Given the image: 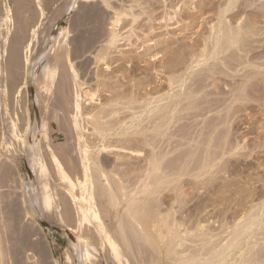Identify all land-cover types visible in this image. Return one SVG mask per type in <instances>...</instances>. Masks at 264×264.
Returning <instances> with one entry per match:
<instances>
[{"label":"rangeland","instance_id":"rangeland-1","mask_svg":"<svg viewBox=\"0 0 264 264\" xmlns=\"http://www.w3.org/2000/svg\"><path fill=\"white\" fill-rule=\"evenodd\" d=\"M110 1H111V4L115 6L116 8L106 7L108 8L106 10L107 12L110 11L109 12L110 16L113 15L114 18L110 17L109 19L112 18L111 21L114 23L113 24L114 29L121 36L118 34V38L116 39L114 45L110 47L111 49L110 48L108 49L112 52H110V54L107 55L108 57H105L104 60L102 59L101 61L100 60L98 61L96 59V56H98L99 52L105 48L104 47L105 42L102 41L101 37H100L101 40L99 37H95L97 34H96V31H94L97 27L99 28L100 25H101L100 28L105 26L102 19H98V20L95 19L93 21L94 23L100 22L98 24L95 23L98 25V26L96 25L97 27L95 28H93L94 23H91L92 21L91 22L87 21V23L86 22L80 23L82 25L84 24L87 25L89 23V26L87 25L83 27L84 28L88 27L89 29L87 28V30H90L94 34H96L94 36L93 33L90 32L92 34L90 35L92 38L93 36L95 39L97 38V40H95L96 42L93 39H91L93 41L90 40V42H93L96 45L95 46L92 44V47L94 46V48L91 47L90 49L92 55L90 53H87V54H90V58L89 57L87 58L85 55L84 56L81 55V52L79 51V48H78L79 46L71 47V44L72 46L73 44L74 45L80 44L79 41H77V39L80 40L79 36L81 37L84 35L82 33H85V31L82 30L84 28L80 26V24L79 26L82 28L79 29V26L77 25L79 22L78 21L74 22V20H77V18H75L77 17L76 15L78 13L83 14L82 12H84V10L85 12H87V14L94 13L95 10L89 12L91 9L92 3L95 4L97 2H101L100 0H93V2L92 1L86 2L84 0L83 1L78 0L77 1L78 5L76 4L65 15L63 14L62 16H60L59 17L60 20L59 18L57 20L55 19L56 22H54L55 24L53 23L54 24L53 28L55 31L52 32V34L57 35V33L63 31L62 34L63 36H65L66 42H68L69 40L70 46H68L67 48L68 61L70 62L71 67H73V71L74 72L76 71L75 73L77 75L79 74L78 77H80L81 75H82L81 77H88V76L90 77H99V76L100 77H113V80H115L114 79L115 77H117V79H119L120 77L122 82L119 88H121V90L125 89L126 94L128 93V91H131L128 89L129 88L132 89L133 82L138 83L137 86H139L138 88L140 89L139 90V93H140L139 100L141 104L143 103L142 110L150 102L151 103L148 106H151V105L155 106L156 104L158 105L162 104V102L165 100L166 101L167 100L171 101V99L174 100L173 99L175 97L174 95H177V97H179V95L185 96V97L182 96V98L184 97L183 98L184 101H182V99L179 97V100L181 99L182 101V103L179 104L181 106L177 105L176 110H175L176 112L175 111L172 112L174 116L175 115L179 116V113L181 112L180 116L179 117L175 116L176 119L173 118L172 120L173 123H171L172 129H173V131L171 130L173 134L171 137H173L172 142H174L173 145L175 149L174 155H176V157L178 158V159L175 158L174 160L175 165L173 166L174 167L173 173H172L173 175L171 174L172 176H170V179L168 180V182L163 181L162 183L161 181L160 184H157V188L159 189L160 192L158 191L159 193H157V190H156V193H152L151 195L153 197L150 196L151 193H147V192L140 193L139 195L140 199L145 198L146 200L147 196H150L149 199H147L148 201L143 200L144 202H146V203L144 202L143 203H144V206L146 205L147 207L154 208L153 210H149L150 208L147 209L145 207L144 209H147L148 211L147 210L142 211L143 209V207H141L142 202H139L140 204H138L140 205V207L137 206L136 208L134 206L135 212L137 209L139 214L141 215L143 214L142 215L143 218L144 217L147 218L146 219L147 221H150L149 218L151 217H153L151 218V221L155 219V217H160V218L164 216L169 217V215H172V213L174 212L173 215L171 216L172 219H168L169 221L172 220L171 225H170L171 227L169 226V230L166 229L167 227H163L164 225L161 224L162 222L159 223V226H161L160 227L161 230H164V236L166 237V242L165 241L160 242V240L162 239L165 240V238H161L164 236H161V237L159 236L161 239L157 237L154 240H149V241L144 240L147 242H145L144 244V241H142V244L146 245V247L149 248V249L147 248L149 251L150 249H152L151 251L152 253L149 252L150 255L153 254L154 246H157L155 247V249L159 248V249H156V252H155V255H157V257L152 255V257H156L155 259L161 260L159 263H155V262L152 263V261L150 260V258L152 257L147 252L148 250L146 251V253L149 256L148 259L149 261H151V263L148 262L149 264H176V262L180 263L181 260H183V258L186 255L187 257H185V259L191 255L192 251L197 248L195 246L200 245L201 241L198 242L197 236L195 237L196 241L194 240L195 238H193L192 236L196 234V232L198 233L199 231H200L199 233H203V231H201L202 229L196 230L197 229L196 223L199 221V218L203 222L201 223L207 227V228L205 227L203 228L206 230H210V231L204 232L206 238L213 237L212 240L211 238L209 239L212 242H214L217 239L219 240V238L221 237L220 238L221 241L219 240L216 243L220 242L223 244L222 239H224L223 241L225 242L226 240L229 239L228 237L231 238L232 236L230 235V233L232 234L231 230L234 231V229H236L237 227H240V225H243L244 223H247V222L249 223V221L251 222L250 225H252L253 224L252 222L255 221L254 220L255 213H257L258 210L259 212L257 214H261L262 211L264 213V210H263L264 208L263 207L264 206V63H263L264 48H262L264 47V29H263L264 28V18H263L264 16L261 12H258V11H262L261 9H263L264 11V0H245L244 1L246 4V7H245L246 9L244 8L245 11L242 10V13L240 12V15L235 17L236 20L242 21L244 20L245 16L247 17V15L250 16L251 14L253 13L255 14L257 12H258L257 14L259 15V16L257 15L259 18V22L257 23L258 21L257 19L256 21L257 26L256 25L255 26L256 27L259 26L258 28H260L259 32L257 33H259L258 37H261L262 41L260 39H259L260 41L259 40L258 42L256 41L257 43L255 42L254 46L252 45L251 50H245V52L241 50L242 53H239L241 51L238 52L241 55L243 53L245 55L248 53L246 56L244 55L246 58L243 55L241 57L242 59L244 58L245 61L248 60L247 64L245 62V64L243 63V65L235 64L234 66H228L227 64L225 65L221 62H218V64H213L214 67L211 66L212 63L209 61L206 62V66H204L205 62L204 63L201 62L202 57L200 56L199 53L201 52L200 49L203 50V46H200L199 44L201 43L200 40L202 41V37L209 34L208 31H210L209 30L210 28L208 27H210V25H214L215 22L216 23L218 22V18L214 10L216 11L217 9H219V7L221 8L224 7L225 4L229 0H205L204 8L205 7L206 8L205 9L203 8L204 10L202 11L199 9L202 6V4L200 6L201 0H123V1L122 0H110ZM239 1L240 0H238L237 3ZM116 2L118 4H116ZM4 3L5 5L6 4L7 5L5 6ZM167 3H170V4H167ZM0 4H3V5H0V8L3 6L0 9V16H1L0 17V21H1L0 22L1 24V27H0L1 36L0 37H2L7 32V30L9 31L8 33L12 32L14 21L12 18L13 15L11 13H13L14 10H13V4L10 0H6V1L0 0ZM34 5L35 4H30V6H27V5L26 6L28 8L30 7V9L32 10L30 11L32 13L31 15L34 17V21H36L38 19V15H36L37 7L36 5L35 6ZM83 5L84 6L88 5V6L84 7ZM27 7H25V9H27ZM27 11L29 10L27 9ZM27 11L25 12V14L29 13ZM50 11L47 8H46V11L44 9V13L47 12L44 16L49 15V13L51 15V13L53 12H50ZM114 11H116V14L119 12L118 14L120 16L115 15ZM211 12L212 13L214 12L215 14L214 13L211 14ZM49 16H46V17H49ZM5 17L6 19L9 20V21H6V23L3 22L6 20ZM71 17H73L74 19L73 18L71 19ZM113 19H115L116 21H114ZM190 19L194 20V23H193L194 25L193 24L189 25ZM72 22L74 23L72 24ZM90 23L92 24V26L90 25ZM10 24L12 26L9 28ZM5 26H7L8 29H6ZM76 26H78V28ZM111 26L109 24V26L107 27H111ZM75 27L78 31H75L76 30ZM35 29H37V25H35ZM87 30L85 34L88 33ZM76 32L77 33L80 32L81 34L79 33L77 34ZM90 33H88L87 36L86 35L85 36L90 37L89 36ZM73 36L75 39L72 38ZM25 42H27V40L23 42V46H24L23 55L24 56L22 57V66L24 63L25 64L22 69H25L27 67L29 69L32 59L29 61L26 59L28 56H26L25 58L26 48H28L27 46L28 43L25 44ZM70 47L73 51L70 50ZM74 48H77L76 49L77 51ZM189 49H192V50H189ZM96 51L98 52V54ZM188 51L189 52L194 51L196 53L198 52V55L196 56V58L193 57L194 61L191 59L192 63H191V60H188L185 58ZM71 52L72 53L75 52V55L72 54ZM184 53H185V56H182L184 55ZM252 53H253V56H252ZM79 54L81 57L79 56ZM109 55L113 59H111ZM248 55H250V58H248L249 57ZM74 56H76L77 58H75ZM178 56H180L181 58L180 57L178 58ZM199 56H200V59H198ZM259 56H263L262 58L263 61L261 60ZM183 57L185 58L184 61L182 60L184 59ZM69 58L71 61L69 60ZM118 58H121V59H118ZM178 60H180L181 62H179ZM198 60H201V61L197 62ZM175 61L177 62V64ZM218 65H221V66H218ZM200 67L202 70L200 69ZM215 67L218 68L217 70H221V71L224 69L223 72L225 73L223 74L217 73V70H214ZM232 68L234 72L232 71ZM243 68H246V69H243ZM232 72L236 74L234 75L235 77L230 76ZM248 72H251V73H248ZM2 74L3 73L1 72L0 75L2 76ZM15 77H18L17 88L14 90L13 95H12L13 97L11 99L12 101L14 100L15 103L17 102L16 105L15 103L13 104L16 107L17 106L18 107L16 108L11 103L8 104L7 106V113L9 114V119H12V122L15 125H10L12 124V122L9 121L7 125V129H6L5 127L6 125L2 127V124H0V138H1L0 142L2 143L1 147L4 150H6L5 145L3 144V136L5 133H7V135L9 134V136H11L12 139L19 140L18 138H20V141H18L20 146L22 144V141L28 138L29 134L27 132H28V129L30 128L29 123L31 121V118L33 119L34 117L35 107H36L35 99L37 98L34 94L36 91V88H34L35 85L33 84L31 77L28 78L27 76H23V75H16ZM170 81H172V83ZM92 84H93V87L91 86L90 90L95 92V90L97 89L95 92L96 99H94V101L92 102L89 101L90 103H88V106H86L88 108L87 112H91L94 109L96 110V108H99L102 105V103H105L106 101V99L104 100V97H107L108 95V93L102 92L100 90L101 86L99 85L98 87L97 86L98 83L95 84V82L93 81ZM17 89H19L18 92H17ZM177 97H175V99H177ZM159 99H162V100H159ZM172 102H175V101H172ZM12 113H14L15 115H12ZM19 114L21 116H19ZM55 128H56V125H55ZM3 129H5V131H3ZM16 134H17V138H16ZM52 134L53 136L56 135L57 131L56 130L53 131ZM88 135H90L89 136L90 138L88 140H91L90 142L92 143L95 142V144H97L96 140H92L93 137H91L92 136L91 134H87V133L85 134L86 137ZM182 135L184 136V138H182L183 137ZM207 139L208 140L210 139V140L207 141ZM27 140L24 141V148L19 146L20 148L16 154L17 156L14 161L10 157H8V159L5 160L6 162L4 163L7 164V165L5 164L6 167L8 166L10 167V168L8 167L7 169H9V171L11 170L10 174L7 169L5 173L7 172L9 175H6L7 173L5 174L3 172L2 168L4 167L3 166L4 164H1L3 163L2 162L3 160H1L0 158L1 160L0 168L3 166L0 170V172L2 171L0 174V177L2 180H3V177L4 178L6 177L7 182H9V180L11 181L10 183L5 184L2 180H0V189L3 188L1 189V192H3V195H2L3 197L0 196L1 197L0 198V203H1L0 204V223L6 222V221L7 222L10 221L11 223L12 221V224H11L12 226L16 224V222H14L13 220L15 219V221H17V224L14 227H12L13 228L12 234L14 232L15 235L13 236L11 234L10 235L6 234V236L5 234L3 235L2 247L4 246L3 249L4 251L6 249V251L4 252V259L2 258L0 262L4 264H70L69 261L70 259H72L71 256L74 255L73 245H75V247L77 248L76 246L77 239L73 237L70 231V228L71 227L74 228V225L64 226L65 223L61 224L62 222H60L58 219L56 220V218L54 217H49L47 214L45 215V212L41 213L42 212L41 208H39L35 203L30 202L29 200L31 198V195L33 194L31 191H33L35 187L37 188L36 184L38 185L39 179L37 177L35 179L34 172H29L33 170L30 169V165L28 163V156L25 155L27 154L26 150H27L28 143H25L27 142ZM60 140H62L61 136H59L58 140L55 139V143H58V141L61 142ZM118 143H120L121 145L119 146ZM200 143H203L204 145L203 144L201 145ZM195 144H196V147H195ZM108 145L110 146L111 150L107 149L104 151L105 153L99 152V156L101 155V153L102 155L106 154L107 156H111L112 158L114 157V159L117 156L116 158H121L122 161L121 160H116V161L118 162L124 161L125 163L134 162V163L139 164L141 166V169H144L147 166L146 158L149 153L148 146H142V147L140 146L138 149L141 152L140 153L141 155L137 156L136 151H133L135 149L129 148L128 150V148H125V147L121 148L123 145L118 140H115L114 142L111 141L110 144L108 143ZM196 148L201 151H197ZM93 151L96 153L97 151L96 147H93L91 152ZM214 152L216 154H214ZM195 153L199 155L198 156L196 154L195 156L196 158L193 156L195 155ZM211 153H213V155ZM190 156H193V157H190ZM9 160L15 163L10 162L11 164L8 165ZM123 167H124V164H120V168H123ZM138 169L140 170V168ZM2 173H4V175L6 176H3ZM10 175H12L11 179L9 178L8 180V177H10ZM12 177L13 178L16 177V179L14 178L15 180L14 182L16 183H13ZM4 181H6V179H4ZM39 184L41 186L40 182ZM4 185L7 186L6 189ZM11 185L13 186V188H9V187H12ZM31 185H34L32 186V188L34 187L33 190H29V189H32L30 188ZM45 185H47V183ZM7 188H9L8 189L9 192L7 191ZM22 188L26 190L28 189L29 190V191L27 190L28 193L26 190H23ZM23 191H25L28 195H30V192H31V195L30 196H27V194L24 195L25 192ZM4 193H5V196L7 194L6 197L4 196ZM14 193L15 195H12ZM1 194L2 193H0V195ZM119 194L121 196V193ZM141 194L142 195L144 194V196H142ZM153 194L155 196L156 195L158 196L154 197ZM58 195L59 193H57V196ZM60 195L58 197L60 199L59 203L62 202L61 201L62 195L61 196ZM25 196L28 197V198L26 197L28 200H26ZM151 198H155V199L151 200ZM8 200L11 202H9ZM154 200L156 204L154 203ZM150 201H153V203H151V206H150ZM123 203H121L118 206L119 209L124 208V205H122ZM147 203L149 205H147ZM152 204L153 205L155 204V207H153ZM167 208L170 211L172 210L171 211L172 213H169L168 212L169 210ZM157 209H159L162 213L159 212V210L157 211ZM111 210L113 211V209ZM155 210L157 211V213ZM140 211H142L143 213ZM123 212H124V209H123ZM138 212L136 216H138ZM144 212H146L145 216H144ZM251 212H253L254 215L253 214L250 215ZM146 214H148L149 217ZM249 216L251 218L248 220L247 218H249ZM11 217L13 218V220L11 219ZM138 217L142 218L141 216H138ZM173 217H175L174 218L175 220L173 219ZM145 218H144V221L142 222L146 221ZM4 219L6 221H4ZM182 220L187 222L186 225L189 226V232L191 233V236H190V233L188 236H186V234L184 233V230L182 232L181 228H184V227H181L182 225L179 227V223ZM140 221L141 220H139V223ZM240 221H242V223ZM173 222H175L174 225L172 224ZM256 224H255L256 226L253 224L252 226L253 228L250 227L248 230L250 232H248V234H245V237L248 235L246 237V239L248 240V244L252 246V248H253V245L255 247L252 249L250 248V246H248L250 248L248 249L249 252L252 250H253L252 253L254 252L253 255L250 252L253 258H251L252 260L250 259L251 262L250 261L248 262H250L249 264H264V227H263L264 223L263 225L262 224L260 225V223L258 225V223L256 222ZM16 226L18 227L16 228ZM175 226L176 227L178 226L181 229L180 232L184 233V235L181 233L183 237L184 236L189 237V238L192 237L191 239L194 240V241L193 240L184 241L186 239L185 237L184 239L181 240V242L184 241L183 243L186 245L185 247L187 249L184 248V245H182L183 243L180 244V241L179 243L178 241H176L178 238L175 240H172V238H170V233L172 232L170 230L174 228L172 230L175 232V228H176ZM14 229H17V231L16 230L14 231ZM165 230H166V233H165ZM259 231H261L262 233ZM211 233H213V236L211 235ZM254 234L256 235L254 236ZM9 238H12V239H9ZM14 240H15V243H14ZM167 240H169L170 243L168 241V244H166ZM178 240H180V238ZM148 242H149V245H147ZM152 242L153 244L155 242L158 244L155 243L154 246H151ZM164 243L168 246H166ZM173 243L175 244L176 247L174 246ZM169 245L171 247L174 246V248H177V251L175 252L174 250H171L170 249L171 247H169ZM174 248L172 247V249ZM144 249H146L145 246L143 247L142 250ZM167 249L168 251H166ZM172 252L173 253L175 252L176 254L174 255ZM177 252H179L182 255L178 254ZM185 252H187L186 255H185ZM188 253H189V256H188ZM136 254H138V256ZM147 254H144L145 255L144 256L143 252L138 250L136 253L133 252L132 254H129V255L131 256L133 255L135 257L134 258L135 262L137 261L136 263H134L133 262L134 259H132L133 264H143L145 263L143 261H146V260L148 261V259H145L147 257L146 256ZM177 255H180V258ZM131 256H129V264H132L130 262L132 258ZM182 256L183 258L181 259ZM174 258H175V261L173 260L172 262V259ZM155 259L153 258L152 260H155Z\"/></svg>","mask_w":264,"mask_h":264},{"label":"bare ground","instance_id":"bare-ground-1","mask_svg":"<svg viewBox=\"0 0 264 264\" xmlns=\"http://www.w3.org/2000/svg\"><path fill=\"white\" fill-rule=\"evenodd\" d=\"M10 1L13 4V10H14L13 13H11L13 15L12 18L14 21L13 22V29H12V32H10V33H8L9 31L7 30V32L5 34L3 33L4 35L2 37H0V73L1 72L3 73L2 76L0 75V124H2V127L6 125L5 127L7 129L8 122L9 121L12 122V119H9V114L7 113V106L10 103L11 104L15 103V101L14 100L12 101V99H11L13 97L12 95H13L14 90L17 88L18 77H15V76L16 75H23V76H27L28 78L31 77V80H32L33 84L35 85L34 88H36V91L34 94H35L37 99H35L36 107H35L34 117H33V119L31 118L30 123L28 122L30 125V128L28 129V132H27L29 134V135L27 134L28 140L26 139L27 142H25V143H28L27 150H26L27 154H25V155L28 156V163L30 165V169L33 170V171H29V172L35 173L34 174L35 179H36V177L39 179L41 186H40L39 182L37 181L38 185L36 184L37 188L35 187V189H34L35 191H34L33 190L34 187L32 188V186H34L35 184L31 185L30 188H32V189H29V190H33L34 192L31 191L33 193L32 195L30 192L31 198L29 197L30 198L29 200H30V202L35 203L39 208H41V210H42V212L40 210L41 213L45 212V215L47 214L49 217H54V218H56V220L58 219L60 222H62L61 224L65 223L64 226L74 225V228L71 227L70 231H71V234L73 235V237L75 239H77V241H76L77 242V244H76L77 248L75 247V245H73V249H74L73 254L74 255L71 254L73 256H71L72 259H70V261H69L70 264H129V256H131L129 254H132L133 252L136 253L138 250L142 251L143 255L147 254L146 251L149 248L146 247V245H144L145 242H147L144 240L149 241V240H154L159 236L160 237L164 236V230H161V228H160L161 226H159L160 222H162L161 224L164 225L163 227H167L166 229H168V230H169V226L171 225L172 220L169 221L168 219H172L171 216L174 213V212L173 213L171 212L172 210L170 211L167 208L169 210L168 212L172 213V215H169L170 218L168 216H167L168 218L165 216L161 217V218L155 217V219H153L151 221V218H153V217H151V218H149L150 221H147L146 220L147 218L144 217L146 221L142 222V221H144V218L142 217L143 214L142 215L139 214L137 209L135 212V207L136 208H137V206L140 207V205H138V204H140L139 202L143 203L144 202L143 200H145V198H143V199L139 198L140 193H142V192L151 193L150 196L152 195V193H156V190H157V193H159L160 191L157 188V184H160L161 181H162V183H163V181L168 182V180L170 179V176L173 175L172 174L173 168H174L173 166L175 165L174 160L177 157H176V155H174L175 149H174V145H173L174 142H172L173 137H171L173 135L172 134L173 129H172L171 123H173L172 120L177 115L174 116V114H172V112L176 110L177 105L181 104L182 101H184L183 98L185 96L182 95V96H184L182 98V96L179 95V97L182 99V101H181V99L179 100V97H177V95H174L175 97H177V99H175L174 96H173L174 100H172L169 97L171 99V101L165 100V101H163L165 103L162 102V104H159V105L156 104L155 106H152V105L148 106L151 103V102L150 103L148 102L149 104L148 105L146 104L147 108L145 107L142 110V108H143L142 104L143 103L141 104V102L139 100V98H140L139 97V94H140L139 90L140 89L138 88L139 86H137L138 83L133 82L132 89H130V88L128 89L131 91H128V93L126 94L125 89L121 90V88H119L121 85V82H122L120 77H119V79H117V77H115L114 78L115 80H113V77H100V76L99 77H90V76L81 77L82 76L81 74H80L81 76L78 77L79 74L77 75L75 73L76 71L75 72L73 71V67H71L70 62L68 61L67 48H68V46H70L69 40H68V42H66L65 36H63V34H62L63 31H61V30H59L61 32L58 31L59 33H57V35L52 34V32L55 31L53 28V25L55 24L54 22H56V20L60 16H62L63 14L65 15L71 8H73L77 4L78 0H10ZM84 1H86V2L92 1L93 2V0H84ZM100 1L102 3L97 2L95 4L92 3V6L90 5L91 9L89 12L95 10L94 13H88L87 14V12H85V10H84V12H82L83 14L78 13L76 15L77 17L74 16L75 18H77V20H74V22L75 21L79 22L78 24L76 23L78 26L80 23H85V22L87 23V21L88 22L92 21L91 23H94L93 21L95 19L96 20L102 19V21L104 22L105 26L102 24L104 27L100 28V26H101L100 25L99 26L100 29L97 27L98 26L97 24L100 22H95L97 24L94 23L93 28H95V27H97V28L95 30L94 29L93 30L96 31L97 35L94 34L92 31L87 30L88 27L87 28L83 27V26H87V25L89 26V23L87 25L80 24V26H82L84 28L82 30H84L85 33H86V30L88 33L92 32L94 36L96 35L95 37H99V38L101 37L102 41L105 42V46H104L105 48L103 50H101L99 52V54L96 51L98 54V56H96V59L98 61L99 60L101 61L102 59L104 60V58L108 57L107 55L110 54V52H112L108 49L112 45H114L116 39L118 38V34H119L114 29V25H113L114 23L111 21L112 18L109 19L110 17H113V15L110 16V13H109L110 11L107 12V10H106V9H108L106 7L114 8L115 6H113L111 4L110 0H100ZM237 1L238 0H229L228 2L226 1L227 3L225 4L224 7H222V8L219 7V9L216 10L217 12L214 10V12L217 15L218 22L217 23L215 22L216 24L214 23V25H210V27H208V28H210L209 29L210 31H208L209 34L207 33L208 35L202 37V41L200 40L201 43L199 45L203 46V50L200 49L201 52L199 53L200 56L202 57V61L198 60L197 62H200V61L202 63L205 62L204 66H206L207 61L212 63L211 66H213V64H218V62H221L225 65L227 64L228 66H234L235 64H242L243 65V63L245 64V62L247 64L248 60L245 61L244 58L243 59L241 58L242 55L244 56L245 54L243 53L241 55L239 53H242L241 50H243L244 52H245V50H251L252 45L254 46V43L256 41L258 42L259 39L261 40V37H258L259 33H257V32H259L260 28H258L259 26L256 27L257 26L256 21L258 19L257 23L259 22V18H258L259 15L257 13L261 12L264 16V11H263V9H261L262 11H258L255 14L253 13L250 16L247 15V17L245 16L244 20L241 19L242 21H238L235 19V17L240 15V12L242 13V10L245 11L246 4L244 2L245 0H240L238 3H237ZM94 2H96V1H94ZM117 2H116V4H118ZM98 3H100V4H98ZM30 4H35L37 7L36 10H37L38 14L35 12L36 10L34 11L36 13V15H38V19L36 21H34V17L31 15L32 13L30 11H32V10L30 9V7L29 8L27 7V6H30ZM167 4H170V3H167ZM201 4H202V6H201ZM204 4H205V0H201L200 1L201 8H199L201 11L206 8V7L204 8ZM0 5H3V4H0ZM4 5H5V3H4ZM100 5H102L103 7ZM86 6H88V5H86ZM86 6H84V7H86ZM10 7H12V6H10ZM25 7H27V9L29 11H27V9H25ZM213 7H215V6H213ZM46 8L49 11L51 10L50 12H53V13H51V15L49 13L50 16L46 15L49 17L44 16L47 13V12L44 13V9L46 11ZM7 11H8V9H7ZM26 11L29 13L25 14ZM188 11H190V10H188ZM111 12H113V11H111ZM114 12H115V15H119L118 14L119 12L117 14H116V11H114ZM192 12H191V14H192ZM9 13H10V11H9ZM213 13L211 12V14H213ZM191 14H190V16H191ZM5 16H6V14H5ZM190 16H188V17H190ZM72 18L73 17H71V19ZM182 18H183V16H182ZM5 19H6V17H5ZM59 20H60V18H59ZM113 20L116 21L115 19H113ZM6 21H9V20L6 19L3 22L6 23ZM74 22H72V24ZM91 23H90V25L92 26ZM193 23H194V20L190 19L189 25H191ZM11 24H10L9 28L12 26ZM109 24H110V26L111 25L112 26L107 27V26H109ZM35 25H37V29H35ZM7 26H5L6 29H8ZM57 26H58V24H57ZM78 26H76V27L78 28ZM80 26H79V29L82 28ZM0 27H1V24H0ZM76 27H75V29H76ZM2 29H3V27H2ZM257 29H258V31H257ZM75 31H78V30L76 29ZM78 33L81 34L80 32H78ZM85 33H82V34H84L83 35L84 37L83 36L80 37L78 35L80 40L77 39V41H79L80 44H75V45L73 44V46L71 44V47L79 46L78 48H79V51L81 52V55H83V56L85 55L87 58L88 57L90 58V54H91L90 49L92 47V44L95 45V43L90 42V40L93 39L95 41V40H97V38L95 39L94 36L92 38L90 36V35H92L91 33L89 34V36L91 38L86 37L88 33L87 34H85ZM74 36L72 38H74ZM101 38H100V40H101ZM25 40H27V42H25V44L28 43V45H27L28 48H26V52H25V58H26V56H28L26 58L27 60L30 61L32 59L29 69H28V67L25 69H22L24 64H25L24 63L22 66V57L24 56L23 55L24 54L23 42ZM93 40H91V41H93ZM74 42H76V41H74ZM98 42H99V40H98ZM76 43H78V42H76ZM96 44H98V43H96ZM71 47H70V50L73 51L71 49ZM174 47H175V45H174ZM92 48H94V46ZM262 48H264V47H262ZM74 49L76 50L77 48H74ZM189 50H192V49H189ZM34 51H35V53H34ZM194 51H190V52L188 51L186 56H185V53L182 56H185V58L188 60L192 59L194 61L193 57L196 58V56L198 55V52L196 53ZM239 51H241V52H239ZM183 52H184V50H183ZM26 53L27 54L29 53V54L27 55ZM76 53H78V52H76ZM87 53H90V54H87ZM92 53H93V51H92ZM72 54L75 55V52H73ZM76 56H74V57L77 58ZM79 56H80V54H79ZM180 56H178V58ZM200 56L198 59H200ZM248 56H249L248 58H250V55H248ZM252 56H253V53H252ZM117 57H119V56H117ZM117 57H116V59H117ZM259 57L262 60L263 56H259ZM75 58H74V60H75ZM185 58L182 60L184 61ZM111 59H113V58L111 57ZM118 59H121V58H118ZM69 60H70V58H69ZM192 60H191V63H192ZM255 60H257V59H255ZM258 60H259V58H258ZM178 61L181 62L180 60H178ZM26 63H27V61H26ZM41 63H42V65H41ZM183 63H185V62H183ZM263 63H264V61H263ZM176 64H177V62H176ZM26 66H28V65H26ZM218 66H221V65H218ZM233 68H232V71H233ZM200 69H201V67H200ZM217 69L218 68L215 67L214 70H217ZM243 69H246V68H243ZM109 70H107V71H109ZM223 70L222 71L217 70V73H221V74L225 73V72H223ZM247 71H245V72H247ZM233 72L231 74L229 73L231 77L236 75ZM217 73H215V74H217ZM237 73H239V72H237ZM248 73H251V72H248ZM259 74H260V72H259ZM104 76H106V75H104ZM210 76H212V75H210ZM239 77H241V76H239ZM170 80H171V78H170ZM93 81L95 82V84L98 83L97 86L98 87H99V85L101 86L100 90L102 92L108 93V95L106 94L107 97L103 96L104 100L106 99V101H105V103H102V105L100 104L101 106L99 108L95 107L96 110L93 108L94 109L93 111L87 112L88 108L86 106H88V103H90V102L94 101V99H96L95 98V92L97 89L95 90V92L90 90L91 86L93 87V84H92ZM170 82L172 83V81H170ZM124 88H126V87H124ZM18 90L19 89H17V92H18ZM176 93H178V92H176ZM185 94H186V92H185ZM191 94H193V93H191ZM189 96H191V95H189ZM167 97H168V95H167ZM159 100H162V99H159ZM195 100H197V99H195ZM172 101H175L176 103L172 102ZM16 103H15V105H16ZM146 103H147V101H146ZM200 103H201V101H200ZM196 105H198V104H196ZM179 106H181V105H179ZM180 113H179V116H180ZM12 115H15V114L12 113ZM186 115H187V113H186ZM19 116H21V115L19 114ZM179 116H177V117H179ZM11 118H13V117H11ZM183 118H184V116H183ZM27 119H29V118H27ZM10 125H15V124L12 122V124H10ZM55 125H56V128H55ZM55 130L57 131V134L53 136L52 133ZM3 131H5V129H3ZM6 132H7V130H6ZM86 133L91 134L92 135L91 137H93L92 140H96L97 144H95V142L94 143L90 142L91 140H88L90 138L89 137L90 135H88L86 137L85 136ZM1 134H2V132H1ZM187 135H189V134H187ZM59 136L62 137V140H60L61 142L58 141V143H55V139L58 140ZM16 138H17V134H16ZM182 138H184V136ZM18 139L19 140L12 139V137L9 136V134L7 135V133H5L3 136V144L5 145L6 150H4L1 147L2 143L0 142V158H1V160H3L2 161L3 163H1V164H4L3 165L4 167L2 166L3 168L2 167L1 168L3 169L4 173H5L6 169L9 167V166L6 167L7 164L4 163V162H6L5 160H7L8 157H10L14 161L16 156H17L16 154H17L19 148L20 147L24 148V141H26V140L22 141V144L20 146L18 143V141H20V138H18ZM115 140H118L122 143L123 146L121 148L125 147V148H128V150H129V148L135 149L133 151H136L137 156L141 155L140 154L141 152L138 149L140 146L141 147L142 146H148L149 147L148 148L149 153H148L147 158H146L147 166L144 169H141V166L137 163H134V162L125 163L124 161L121 162L122 161L121 158H116L117 156L114 159V157L112 158L111 156H107L106 154L102 155V153H105L104 152L105 150L110 149V146L108 145V143L110 144L111 141L114 142ZM209 140L207 139V141H209ZM0 141H1V138H0ZM118 144H119V146L121 145L120 143H118ZM200 144L202 145L203 143H200ZM93 147H96V150H97L96 153L93 151L94 154H93V152H91ZM175 147H176V145H175ZM195 147H196V144H195ZM196 150L201 151L197 148H196ZM191 151H192V149H191ZM99 152H102L100 156H99ZM208 153H209V151H208ZM187 154H189V153H187ZM196 154L197 153H195V155H193V156L195 157ZM211 154L213 155V153H211ZM214 154H216V153L214 152ZM179 155H181V154H179ZM193 156H190V157H193ZM207 157H208V155H207ZM10 160H9L8 165H10L11 163H15L13 161L11 162ZM116 160H121V161L118 162ZM119 163L124 164V167L120 168ZM13 166H14V164H13ZM1 168H0V170H1ZM138 168H140V170ZM13 169H15V168H13ZM7 170L10 174L11 170L10 171H9V169H7ZM1 172H0V174H1ZM4 173H2L3 176L9 175L7 172H6L7 174L5 173L6 175H4ZM31 174H33V173H31ZM11 176L12 175H10V177H8V180H9V178L11 179ZM14 178L16 179V177H14ZM14 178L12 177L13 183H16V182H14L15 181ZM4 179H6V181H4ZM0 180H2L1 177H0ZM2 181L5 184H8L11 182L10 180H9V182H7L6 177L5 178L3 177ZM46 183H47V185H45ZM17 185H18V183H17ZM29 186H30V184H29ZM4 187L6 189L7 186L4 185ZM9 188H13V186L9 187ZM9 188H7V191ZM1 189H3V188H1ZM1 189H0V193H2V194L0 196L3 195V192H1ZM22 189L26 190L24 188H22ZM28 191H27V193H28ZM23 192H25V191H23ZM27 193L25 192L24 195H26ZM57 193H59V195L60 194L62 195V199H61L62 202H60V203H59L60 199L58 198L59 195L57 196ZM119 193H121V196ZM12 195H15V193ZM30 195L27 194V196H30ZM124 195H125V197H124ZM4 196H5V193H4ZM6 196H7V194H6ZM27 196H25V198ZM142 196H144V194ZM150 196H147V199H149ZM156 196H158V195H156ZM156 196L154 195V197H156ZM121 197L123 198V200ZM151 197H153V196H151ZM27 198H26V200H28ZM147 199L145 201H148ZM152 199H155V198H151V200ZM123 201H124V203H123ZM9 202H11V201H9ZM121 203H123L122 205H124V208L122 207L124 209V212H123V209H119V207H118ZM142 203H141V207H143V209L140 208V209H142V211L143 210L145 211V210L150 208V207H147L146 205L144 206V203H146V202H144L143 204ZM148 203H147V205H149ZM151 203H153V201H150V206H151ZM154 203L156 204L155 200H154ZM155 204L154 205L152 204V206L155 207ZM145 207L147 209H144ZM32 208H33V206H32ZM151 208L149 210L154 209V208H152V209ZM262 208H261V210H262ZM111 209H113V211ZM158 210L159 209H157V211ZM263 210H264V208H263ZM142 211H140V212H142ZM157 211H156V213H157ZM137 212H138V216H141L143 219L136 216ZM159 212H161V211L159 210ZM159 212H158V214H159ZM258 212H259V210H258ZM145 213L146 212H144V216H145ZM257 213H255V216H254L255 221L252 223L255 225L257 222L258 225H259V223H260V225L261 224L263 225L264 213H263V211L261 214H257ZM152 214H151V216H152ZM251 214H253V212H251L250 215ZM146 215L148 216V214H146ZM159 216H160V214H159ZM49 217H47V218H49ZM244 217H246V216H244ZM174 218L175 217H173V219ZM250 218L251 217L249 216V218H247V219L249 220ZM5 219H4V221L7 220V219L6 220ZM11 219L13 220L12 217H11ZM139 220H141L140 223H139ZM8 221H9V219H8ZM13 221L16 222V224H17V221H15V219ZM59 221H57V222H59ZM178 222H179V220H178ZM201 222H202V220H200V218H199V221L196 223L197 229L195 227L194 228L196 230L202 229L201 231H203V233H199L200 232L199 231L198 233L196 232V234L192 235L193 238H195L197 236L198 242L201 241L200 245H197V243H196L197 246H195V247H197V248L194 249L193 251L191 250L192 251V253L190 252L191 255L189 256V253H188L189 257L185 259V257H187L186 253L188 251L185 252L186 256L183 258V256H184V254H183V256L181 257V259L183 258V260H181L180 263L176 262V264L177 263L178 264H246V263L249 264L251 262V260H252L251 258H253L252 255L254 252L252 253V251H253L252 250V251H250L252 253V255L250 254L248 249L252 248V246H250L248 244V240L246 239V237L248 235L245 237V234H248V232H250V231H248L249 228L250 227L253 228L252 227L253 224L250 225V223H251L250 221H249V223L247 222V223H244L243 225H240V227H237V228L235 227L236 229H234V231L231 230V232H232V234L230 233V235H232L231 238L228 237L229 239L228 240L225 239L226 240L225 242L223 241L224 239H222L223 244L220 242L216 243L219 240L221 241L220 236H219L220 237L219 240L218 239L216 240L215 239L216 237H215L214 239L216 241H214V242L211 241L213 239V237L206 238L204 232L205 231L207 232L210 230L204 229L203 227H205V228H207V227L204 224H202L203 222L202 223ZM240 222L242 223V221H240ZM174 223L175 222H173L172 224L174 225ZM11 224H12V221H11V223H10V221L0 223V260H2V258L4 259V252L6 251V249H5V251L3 249L4 246L2 247L3 235L4 234H5V236H6V234L7 235L11 234L12 236L15 235L14 232L12 234V230H13L12 227H14L16 224H14L12 226H11ZM61 224H60V226H61ZM186 224H187V222L182 220L179 223V227L182 225L181 227L185 228V229L181 228L182 232L184 230V233L186 234V236H188L190 232H189V226H187ZM176 225H178V224H176ZM193 225H192V227H193ZM206 225H208V224H206ZM17 227L18 226H16V228ZM172 227H174V226H172ZM177 227L175 228V232L172 230L174 228H172V229L170 228L171 229L170 231H172L170 233V238H172V240L180 238V240H178V239L176 240V241H178V243L180 241V244L186 240L187 241L193 240V239H191L192 237L189 238V237L184 236L186 239L181 242V240L184 239V237L181 235V233H182V232H180L181 229L179 227L178 228ZM260 228H262V227H260ZM208 229H210V228H208ZM15 230L17 231V229H14V231ZM68 230H69V228H68ZM228 231H227V233H228ZM252 231H254V230H252ZM259 232H261V231H259ZM165 233H166V230H165ZM184 233H182V234L184 235ZM211 235L213 236V233H211ZM228 235H229V233H228ZM255 235L256 234H254V236ZM181 236H182V238H181ZM190 236H191V233H190ZM160 237H159V239L165 238V240L162 239L163 241L160 240V242H164V241L166 242L165 236L161 237V238ZM209 238H211V240ZM9 239H12V238H9ZM194 240L196 241V238ZM142 241H144V244H142ZM168 241L169 240H167L166 244H168ZM153 242L151 243V246H154V244L157 241L154 244H153ZM14 243H15V240H14ZM169 243H170V241H169ZM72 244H73V242H72ZM156 244H158V243H156ZM143 245L146 248L144 250H142L144 247ZM147 245H149V242ZM171 245H172V243H171ZM182 245H184V248H186L185 247L186 245L184 243ZM166 246H168V245H166ZM174 246H175V244H174ZM174 246H172V247L174 248ZM248 246H250V248ZM155 247H157V246L153 247L154 248L153 254L150 255V253H152L151 252L152 249H150V251L149 250L147 251L148 253L150 252L149 255L151 257H152V255L157 257V255H155V252H156V249H159V248L155 249ZM169 247H171V246L169 245ZM172 247L170 249L174 250L176 252L177 248L172 249ZM253 248H255L254 245H253ZM186 249H185V251H186ZM166 251H168V249ZM175 252L174 253L172 252V253L175 255L176 254ZM179 252H177V253L180 254L181 252L180 253ZM256 252H257V250H256ZM166 253H168V252H166ZM257 254H258V252H257ZM133 255L131 256L132 258L130 257L131 263H132V259L135 258ZM136 255L138 256V254H136ZM159 255H160V253H159ZM180 255H182V254H180ZM180 255H177V256H179V258H180ZM146 256L147 257L146 258L144 257V258L148 259V257H149L148 254ZM258 256H259V254H258ZM156 257L150 258L152 263H154V262L159 263L161 261L160 259H155ZM153 258L155 260H152ZM175 258H176V256H175ZM175 258L172 259V262H173V260L175 261ZM151 261H149V259H148V261L146 260L143 262L149 264V263H151ZM248 261H250V262H248ZM133 262L136 263L137 261L135 262V259H134ZM1 263L2 262H0V264ZM145 263H143V264H145ZM2 264H4V263H2Z\"/></svg>","mask_w":264,"mask_h":264}]
</instances>
